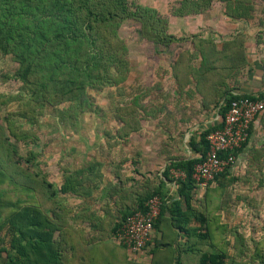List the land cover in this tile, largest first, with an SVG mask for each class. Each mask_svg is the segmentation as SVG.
<instances>
[{
	"label": "trees",
	"instance_id": "trees-1",
	"mask_svg": "<svg viewBox=\"0 0 264 264\" xmlns=\"http://www.w3.org/2000/svg\"><path fill=\"white\" fill-rule=\"evenodd\" d=\"M219 1L225 4L229 17L250 16L252 7L245 0ZM212 2L176 0L169 12L174 16L203 13ZM128 20L138 24L144 40L164 49L179 47L170 65L177 91L181 93L184 85L195 81L202 109L218 107L219 121L195 131L187 142L191 156L171 159L157 182L146 181L138 186L119 181L101 189L100 196L105 199L101 214L86 203L73 211L59 200L58 193L92 198L93 189L87 186L93 182L90 171L64 169L58 187L49 182L43 171L34 169L38 165L36 150L21 154L11 141L35 140L34 133L22 129L14 116L33 125L46 106H66L63 117H76L88 108L96 110L87 90L117 86L128 77L127 47L118 34L119 26ZM188 41L193 43L192 51L185 47ZM0 54L10 55L17 64L14 77L21 83L22 98L20 109L0 119L3 264H140L117 241L116 234L126 216L136 210L145 211L146 201L153 196L162 200L152 230L161 235L153 237L148 254L154 256L160 249L167 255L166 261L175 259L174 264H179L181 254L190 256L194 264L225 263L227 242L216 239L213 223L218 219L215 212L221 209L217 202L223 199L227 184L236 180L229 177L233 164L206 185L202 197L196 196L199 186L192 173L207 152V134L221 127L230 102L239 96L231 93L226 80L249 69L239 37L217 46L214 40L197 39L194 33L175 36L168 30L165 15L131 0H0ZM241 96L264 101V94ZM115 110L120 138L138 131L140 125L132 107L123 105ZM251 125L246 141L233 151L235 156L246 144ZM251 151L255 160L264 149L252 147ZM171 170L183 172L184 177H172ZM168 182L174 183L177 197L171 195ZM218 226L220 233L225 232V224ZM150 244L151 238L147 246ZM261 258L263 264V255ZM148 264H155L153 258Z\"/></svg>",
	"mask_w": 264,
	"mask_h": 264
},
{
	"label": "rangeland",
	"instance_id": "rangeland-1",
	"mask_svg": "<svg viewBox=\"0 0 264 264\" xmlns=\"http://www.w3.org/2000/svg\"><path fill=\"white\" fill-rule=\"evenodd\" d=\"M131 1L160 13H169L174 2ZM118 34L127 47L130 71L127 79L117 86L87 90L96 110L88 108L76 117H63L66 106H46L33 125L14 116L22 129L34 133L35 140L32 142L33 138H30L24 142L11 138V141L16 143L21 154L31 148L36 150L38 165L34 169L43 171L49 182L58 187L64 169L90 171L93 182L87 186L93 189L92 198L79 199L58 193L59 200L73 211L80 210L82 203L92 205L93 209L101 207L102 201L98 199L101 189L119 181L138 186H143L146 181L157 182L171 159L191 156L187 148L188 130L205 120L201 109H194L198 101L193 102L180 94L169 74L179 50L177 45L164 49L144 40L138 24L131 20L119 26ZM16 68L10 55L0 54V119L21 108V83L14 77ZM123 105L134 109L140 128L120 138L115 109ZM224 196L225 192L223 199ZM0 264H3L2 258Z\"/></svg>",
	"mask_w": 264,
	"mask_h": 264
},
{
	"label": "crops",
	"instance_id": "crops-1",
	"mask_svg": "<svg viewBox=\"0 0 264 264\" xmlns=\"http://www.w3.org/2000/svg\"><path fill=\"white\" fill-rule=\"evenodd\" d=\"M245 4L252 7L249 10V17L232 18L227 16L225 4L219 0H213L210 9L203 13L184 16H174L170 12L162 14L168 18L169 32L175 36L194 33L197 35V39H212L217 46L224 40L239 37L245 48L249 69L242 70L235 79H227L226 84L230 88L232 87L231 93L234 95L248 94L257 97L264 94V0H245ZM188 43L185 47L192 51L193 43L191 41ZM198 64L199 62L196 60L194 66L197 67ZM171 78L174 79L172 75ZM235 80L236 82L233 83ZM182 89L180 94L186 96L188 100L191 98L193 102L198 101L194 109L199 107L205 118L200 124L188 130V137L202 127L219 121L218 107L210 106L208 109H202L201 96L195 91V81L192 80ZM252 147L258 148L260 151L264 149V112L254 118L249 138L236 154V160L229 176L235 177L236 180L227 184L225 199L217 202L221 209L215 212L218 219L213 225L216 228V239L218 241L224 239L227 242V257L224 264H261V255H263L264 264V152L257 155L254 160ZM187 148L190 150L188 145ZM166 186L170 187L171 195L177 197L174 185L168 182ZM205 187L197 189V197H202ZM98 199L99 202L102 201V204L105 203L104 198L101 197L100 200V195ZM215 206L217 205H213V207ZM89 207L101 214L100 206L97 209H93L92 205ZM76 221L80 225L81 221ZM221 224L226 225L223 233L217 230L218 225ZM151 235V244L146 246L138 255V259L135 260L149 263L153 258L155 264H174L175 259L170 262L166 261L167 255L160 249L154 256L148 254L153 245V237L156 235L160 237L161 233L152 231ZM184 239L185 237H180V240ZM145 251L146 254H144ZM181 256L179 264H194L190 256L186 254H181Z\"/></svg>",
	"mask_w": 264,
	"mask_h": 264
},
{
	"label": "built area",
	"instance_id": "built-area-1",
	"mask_svg": "<svg viewBox=\"0 0 264 264\" xmlns=\"http://www.w3.org/2000/svg\"><path fill=\"white\" fill-rule=\"evenodd\" d=\"M264 111V101L257 98H246L241 95L233 99L224 117L221 127L207 134L208 149L202 160L194 166L192 178L199 187H205L225 168L235 163L233 151L240 148L248 137V130L254 118ZM223 154V156H221ZM174 178H183L184 173L171 170ZM174 185L173 182H171ZM162 200L153 196L145 203V211L136 210L126 216L116 234L117 241L122 244L136 259L147 246L153 230V222L157 218Z\"/></svg>",
	"mask_w": 264,
	"mask_h": 264
}]
</instances>
